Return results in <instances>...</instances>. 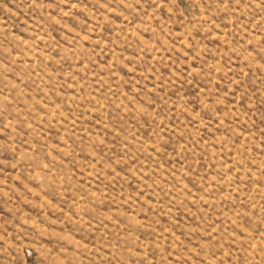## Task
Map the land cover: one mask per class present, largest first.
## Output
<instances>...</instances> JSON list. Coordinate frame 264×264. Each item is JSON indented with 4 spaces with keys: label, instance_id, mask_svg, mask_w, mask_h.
Instances as JSON below:
<instances>
[{
    "label": "rangeland",
    "instance_id": "374dc122",
    "mask_svg": "<svg viewBox=\"0 0 264 264\" xmlns=\"http://www.w3.org/2000/svg\"><path fill=\"white\" fill-rule=\"evenodd\" d=\"M0 264H264V0H0Z\"/></svg>",
    "mask_w": 264,
    "mask_h": 264
}]
</instances>
